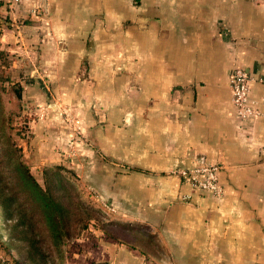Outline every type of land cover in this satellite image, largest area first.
<instances>
[{"label":"crops","instance_id":"0c3cea01","mask_svg":"<svg viewBox=\"0 0 264 264\" xmlns=\"http://www.w3.org/2000/svg\"><path fill=\"white\" fill-rule=\"evenodd\" d=\"M0 5L20 26L0 40L20 39L89 112L87 182L137 230L109 264H264V114L238 118L228 85L238 64L264 94V0ZM205 162L219 165L221 196L178 172Z\"/></svg>","mask_w":264,"mask_h":264},{"label":"rangeland","instance_id":"374dc122","mask_svg":"<svg viewBox=\"0 0 264 264\" xmlns=\"http://www.w3.org/2000/svg\"><path fill=\"white\" fill-rule=\"evenodd\" d=\"M8 11L0 5V35L3 28L12 27L19 37L20 26ZM18 41L15 37L11 42L0 40V137L12 141H3L10 146L9 155L20 159L42 187L58 186L57 191L78 198L92 211L73 209V214L77 211L87 220L86 227L73 222L70 238L58 253H48L46 244L37 241L42 254L22 238L20 227L14 225L16 216H8L0 204V264H109L118 240L135 241L137 230L122 225L119 215L115 216L118 208L107 201L104 190L87 182L84 147L95 148L88 134L89 112L74 102L72 89L57 85V73L36 71L33 60L16 50L14 42ZM35 44L32 41L28 46L34 49ZM100 157L106 160L104 154ZM56 165L61 166L58 172Z\"/></svg>","mask_w":264,"mask_h":264},{"label":"trees","instance_id":"16d2710c","mask_svg":"<svg viewBox=\"0 0 264 264\" xmlns=\"http://www.w3.org/2000/svg\"><path fill=\"white\" fill-rule=\"evenodd\" d=\"M16 89L20 94L19 87ZM1 133L4 139V131ZM3 141L12 143L8 139ZM3 141L0 137V204L8 216H16L14 225L20 227L22 238L35 251H42L37 241H43L48 253L61 252L62 244L70 238L73 222L77 221L81 228L88 223L77 211V215L73 214V209L84 208L83 213L92 209L78 198L73 199L72 195L57 191L58 186L42 187L20 159L9 155L10 146H5ZM54 168L58 172L61 166Z\"/></svg>","mask_w":264,"mask_h":264},{"label":"built area","instance_id":"2783aa9c","mask_svg":"<svg viewBox=\"0 0 264 264\" xmlns=\"http://www.w3.org/2000/svg\"><path fill=\"white\" fill-rule=\"evenodd\" d=\"M21 0H10L20 2ZM253 77L242 65H233L228 73V85L231 100L240 119L248 116L264 114V94L258 97L251 95L250 84ZM185 182L199 191L211 193L216 196L222 195V185L219 182V165L215 162H205L192 168H180Z\"/></svg>","mask_w":264,"mask_h":264}]
</instances>
